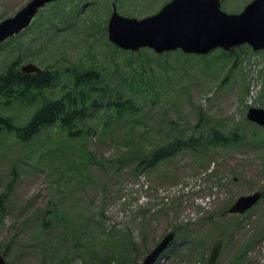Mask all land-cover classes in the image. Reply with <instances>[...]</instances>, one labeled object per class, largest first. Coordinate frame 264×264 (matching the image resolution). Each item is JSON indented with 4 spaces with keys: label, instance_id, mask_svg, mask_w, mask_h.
<instances>
[{
    "label": "rangeland",
    "instance_id": "1",
    "mask_svg": "<svg viewBox=\"0 0 264 264\" xmlns=\"http://www.w3.org/2000/svg\"><path fill=\"white\" fill-rule=\"evenodd\" d=\"M28 1L0 0V21ZM169 1L115 0V8L140 20ZM249 1L222 0L221 7L238 13ZM113 2L56 0L0 44V73L16 61L18 68L100 69L121 99L140 109L126 122L98 107L86 136L75 141L51 129L26 143L0 137L6 264H136L169 232L175 238L156 264H207L218 240L214 264H264V128L246 119L249 108L264 109V50L242 46L225 55L217 48L204 56L122 51L106 35ZM52 90L48 96H60ZM199 110L243 136V143L137 169L139 154L126 148L127 139L135 138L140 150L163 144L171 122L189 133ZM32 111L0 113L21 125ZM253 192L262 193L254 207L227 214L238 197ZM114 242L123 249L116 259Z\"/></svg>",
    "mask_w": 264,
    "mask_h": 264
},
{
    "label": "trees",
    "instance_id": "2",
    "mask_svg": "<svg viewBox=\"0 0 264 264\" xmlns=\"http://www.w3.org/2000/svg\"><path fill=\"white\" fill-rule=\"evenodd\" d=\"M233 52L222 51L225 55ZM17 66V61L13 62L0 73V111L10 107L31 108L33 111L21 125L15 123L12 116L0 113V137L7 133L16 141L26 143L51 129L75 141L86 136L87 120L98 107H104L107 118L126 119V122L133 120L140 111L131 98L121 99L118 87L109 86L100 69L80 70L73 67L63 71L47 69L36 74H23ZM53 88L58 89L59 97L48 96L47 91H53ZM168 128L163 144L143 150L139 149V142L135 138L127 139L126 148L134 149L139 154L137 169H154L164 161L185 153L203 156L210 149H227L232 144H242L244 140L234 130L221 129L219 123L201 110L197 111L196 123L189 133L179 130L172 122ZM252 136L257 137L255 133ZM139 139L144 140V135ZM260 141L264 144V137ZM65 145L62 140L60 149L63 150ZM4 200L0 196V223L4 214ZM114 243L113 256L116 259L123 249L119 247L120 243Z\"/></svg>",
    "mask_w": 264,
    "mask_h": 264
},
{
    "label": "water",
    "instance_id": "3",
    "mask_svg": "<svg viewBox=\"0 0 264 264\" xmlns=\"http://www.w3.org/2000/svg\"><path fill=\"white\" fill-rule=\"evenodd\" d=\"M52 1L55 0H30L13 16L1 21L0 42L22 31L37 10ZM107 38L122 50L149 48L155 53L179 49L185 54L206 55L215 48L230 51L245 43L253 50L264 49V0H253L239 14L221 11L220 0H170L157 13L140 20L119 15L113 4ZM40 70L33 64L20 67L25 74ZM246 118L264 128V109L250 108ZM260 197V192L240 196L228 213L242 214ZM172 239V233L165 235L137 264H155ZM220 245V241L213 245L207 264L215 263ZM0 264H5L1 252Z\"/></svg>",
    "mask_w": 264,
    "mask_h": 264
},
{
    "label": "flooded vegetation",
    "instance_id": "4",
    "mask_svg": "<svg viewBox=\"0 0 264 264\" xmlns=\"http://www.w3.org/2000/svg\"><path fill=\"white\" fill-rule=\"evenodd\" d=\"M221 1H222V0H221ZM250 1H252V0H250ZM250 1H249V2H250ZM249 2H248V3H249ZM241 11H242V10H241ZM238 13H239V12H238Z\"/></svg>",
    "mask_w": 264,
    "mask_h": 264
},
{
    "label": "bare ground",
    "instance_id": "5",
    "mask_svg": "<svg viewBox=\"0 0 264 264\" xmlns=\"http://www.w3.org/2000/svg\"><path fill=\"white\" fill-rule=\"evenodd\" d=\"M259 55V54H258ZM165 65V64H164ZM258 67V66H257Z\"/></svg>",
    "mask_w": 264,
    "mask_h": 264
}]
</instances>
